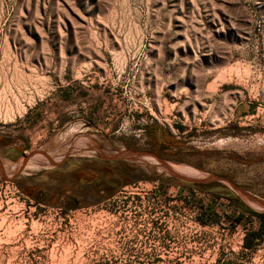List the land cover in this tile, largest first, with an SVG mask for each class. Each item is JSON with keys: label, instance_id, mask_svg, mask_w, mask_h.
<instances>
[{"label": "rangeland", "instance_id": "374dc122", "mask_svg": "<svg viewBox=\"0 0 264 264\" xmlns=\"http://www.w3.org/2000/svg\"><path fill=\"white\" fill-rule=\"evenodd\" d=\"M138 149L264 202V0H0V264H264V206Z\"/></svg>", "mask_w": 264, "mask_h": 264}, {"label": "water", "instance_id": "95a60500", "mask_svg": "<svg viewBox=\"0 0 264 264\" xmlns=\"http://www.w3.org/2000/svg\"><path fill=\"white\" fill-rule=\"evenodd\" d=\"M112 158H119V159H125L128 160L131 163H146L145 161H143L142 158L144 157H152L153 159H155L157 161V164L162 167L163 169H165L167 171L168 174H170L172 177L176 178V179H180L182 181H186V182H203L209 179H218V180H225L221 177L218 176H208V177H196V176H189L183 173H180L174 169H172L170 167V164L165 161L164 159H162L161 157H159L157 154L151 152V151H147V150H143V149H138L135 151H121L118 153H115L113 155H111ZM26 160V157L22 159V164L24 163V161ZM21 164V166H22ZM20 166V168H21ZM19 171V170H18ZM17 171V172H18ZM13 173L14 175H16V173ZM229 183V185L231 187H233L234 189H236L239 193H241L242 195L248 197L250 200H252L253 202L264 206V202L255 199L253 197H250L249 195H247L246 193H244L242 190H240L239 188H237L235 185H233L231 182H229L228 180H225Z\"/></svg>", "mask_w": 264, "mask_h": 264}, {"label": "trees", "instance_id": "16d2710c", "mask_svg": "<svg viewBox=\"0 0 264 264\" xmlns=\"http://www.w3.org/2000/svg\"><path fill=\"white\" fill-rule=\"evenodd\" d=\"M257 216L258 220L260 221L259 223V229L257 231H249L245 237H244V247H252L254 245L255 241H258L261 239V230L264 227V212L262 213H255ZM237 220H240V217L237 218Z\"/></svg>", "mask_w": 264, "mask_h": 264}, {"label": "bare ground", "instance_id": "6f19581e", "mask_svg": "<svg viewBox=\"0 0 264 264\" xmlns=\"http://www.w3.org/2000/svg\"><path fill=\"white\" fill-rule=\"evenodd\" d=\"M84 147V146H83ZM170 167L172 168V169H174V170H176V171H178V172H180V173H183V174H186V175H189V176H196L195 174H194V172H193V170H188V169H186V168H184V167H180V166H176V165H174V164H170ZM248 198V197H247ZM246 198V200H248Z\"/></svg>", "mask_w": 264, "mask_h": 264}]
</instances>
